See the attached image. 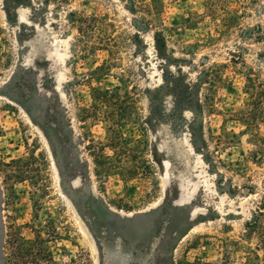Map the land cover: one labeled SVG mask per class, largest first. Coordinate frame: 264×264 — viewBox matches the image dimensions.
I'll use <instances>...</instances> for the list:
<instances>
[{
	"label": "rangeland",
	"instance_id": "rangeland-1",
	"mask_svg": "<svg viewBox=\"0 0 264 264\" xmlns=\"http://www.w3.org/2000/svg\"><path fill=\"white\" fill-rule=\"evenodd\" d=\"M250 69L264 81V0H0V161L45 158L0 172V264L7 222L53 225L56 264H256Z\"/></svg>",
	"mask_w": 264,
	"mask_h": 264
},
{
	"label": "trees",
	"instance_id": "trees-1",
	"mask_svg": "<svg viewBox=\"0 0 264 264\" xmlns=\"http://www.w3.org/2000/svg\"><path fill=\"white\" fill-rule=\"evenodd\" d=\"M67 1V0H65ZM85 17L71 13V21L75 25L77 32L81 34L79 41L85 30ZM95 20V17H92ZM87 27V25H86ZM245 92H247L248 100L245 107L239 110V120L245 125L248 142L253 146L249 150L250 160L263 168L264 171V134L261 132L260 124L264 122V81L260 79L253 69H250L246 76ZM108 90L97 91L94 96V104L91 108L94 115H97L101 105L106 106L108 103ZM106 109V107H105ZM83 122L91 115L90 110L83 111ZM3 135V127L0 124V136ZM93 150L96 147L91 146ZM40 160L45 162V158L41 153L31 154L29 160H12L8 163L0 161V172H3V183L7 180L19 178L20 180L28 178L29 172L32 170L41 171ZM36 163V164H35ZM33 164L35 166H33ZM13 167V171H8ZM36 167V168H35ZM35 168V169H34ZM37 174V172H36ZM264 185V182H263ZM12 201V198L9 200ZM261 206H257L254 218L248 220L244 224V232L242 237L245 241L255 243L259 252L253 257L257 261L256 264H264V193L262 194ZM23 226L14 222H7L2 245V262L3 264H56L46 242L54 239L58 234L53 225H50V231L43 232L31 227L32 236H28L23 232ZM28 226V225H25ZM46 234V236H44ZM83 256V252L79 254ZM88 257H85V260ZM89 260V259H88ZM65 264H75L72 259Z\"/></svg>",
	"mask_w": 264,
	"mask_h": 264
}]
</instances>
